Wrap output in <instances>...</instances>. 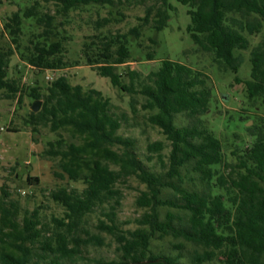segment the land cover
Returning <instances> with one entry per match:
<instances>
[{
  "label": "trees",
  "instance_id": "obj_1",
  "mask_svg": "<svg viewBox=\"0 0 264 264\" xmlns=\"http://www.w3.org/2000/svg\"><path fill=\"white\" fill-rule=\"evenodd\" d=\"M44 1L54 5L53 12L34 0L3 24L11 45L0 46V97L24 92L20 81L8 76L14 52L36 70L63 69L68 66L65 45L70 37L64 26L69 12L83 5L115 4ZM177 1L188 6L191 39L211 54L221 71L236 73L243 58L240 51L249 47L245 34L259 35L249 51V78L236 80L244 83L249 100L264 98V0ZM170 9L168 0H160L126 32L93 34L82 44L84 62L129 96V112L114 111L101 91L73 85L64 75L48 80L44 93L38 86L28 87L34 100L41 99L40 109L30 112L32 129L44 126L56 135L45 152L59 160L54 176L81 180L84 187L50 191L64 210L50 226L40 225L37 210L20 216L12 202L0 200V264H30L34 258H50L52 264L76 260L89 242L101 244L83 225L96 210L103 217L96 227L114 238L120 258L97 264H180L184 255L190 264H264V121L243 124L248 140L229 152V160L206 119L215 103L206 73L170 59L144 75L127 70V82L117 71L130 59L129 38L138 39L148 25L156 31L167 26ZM109 21L104 17L95 25ZM24 24L40 29L30 31L25 43ZM152 59L148 54L147 60ZM139 116L164 137L147 142L143 155L135 137L119 133L130 119L136 125ZM131 177L143 185L135 200L141 213L133 220L134 228L124 229L117 221L123 195L118 184ZM26 178L38 181L37 176Z\"/></svg>",
  "mask_w": 264,
  "mask_h": 264
},
{
  "label": "rangeland",
  "instance_id": "obj_2",
  "mask_svg": "<svg viewBox=\"0 0 264 264\" xmlns=\"http://www.w3.org/2000/svg\"><path fill=\"white\" fill-rule=\"evenodd\" d=\"M33 1L0 0V46L11 45L3 28L7 17ZM38 1L42 9L53 12L52 3ZM168 3L172 9L169 10L167 26L156 31L148 25L143 28L138 39L130 37L128 44L130 59L119 65L117 71L123 75L122 81L127 82V70H137L144 75L156 69L162 60L170 59L206 73L211 78L215 91V103L211 105V112L206 118L208 126L221 139L228 159L232 160L229 152L244 145L248 140L243 124L260 125L264 121V98L255 97L249 100L244 83L236 80L249 78V51L258 42L259 35L245 34L249 40V47L240 51L243 58L236 73L221 71L212 61L211 54L201 51L191 39L187 31L190 23L188 6L177 0H168ZM159 4L160 0H115L113 5L89 4L71 10L69 21L64 26L70 40L65 45L68 66L63 69L36 70L24 63L16 52L10 57L8 76L20 81L24 92L14 98L0 97V200L6 204L12 202L20 216H28L35 209L40 225L50 226L55 222V218L63 215L64 211L61 205L51 199L50 191L60 186L78 190L84 187L81 180L58 179L54 176L53 171L58 169L59 160L45 155V152L49 150L48 142L54 140L56 135L48 127L37 126L36 130L32 129L29 118L34 99L27 93L28 87L38 86L44 93L48 80L64 75L73 85L80 84L84 88L92 87L101 91L110 99L114 111L129 112V96L112 86L107 77L99 75L94 68L84 62L81 47L93 34L111 36L126 32L139 22L138 17L145 14L148 6L156 7ZM104 17L110 18V21L97 28L95 22ZM39 30L24 24L22 42H26L30 31ZM148 54H152V60H147ZM132 122L130 119L129 123H124L119 133L137 139L140 155L145 154L147 142L164 140L158 129L144 123L142 116L137 118L136 125H131ZM167 152L168 147L164 149V153ZM144 162L151 164L146 160ZM156 166L158 167L157 163ZM27 175L37 176L38 181L27 180ZM118 187L123 195L117 208V221L124 229L134 228L133 220L141 213L135 200L143 185L131 177L119 183ZM99 218L103 217L100 211L96 210L87 216V221L83 225L89 234H97L101 238V244L89 242L81 248V257L72 261L59 259V264H97L102 260H120L114 238L96 227ZM80 234L82 238H87L84 232ZM30 264L52 263L50 258H34ZM180 264H190L185 255L180 259Z\"/></svg>",
  "mask_w": 264,
  "mask_h": 264
},
{
  "label": "water",
  "instance_id": "obj_3",
  "mask_svg": "<svg viewBox=\"0 0 264 264\" xmlns=\"http://www.w3.org/2000/svg\"><path fill=\"white\" fill-rule=\"evenodd\" d=\"M40 106H41V100L40 99L34 100L30 107L31 111L37 112L40 109Z\"/></svg>",
  "mask_w": 264,
  "mask_h": 264
}]
</instances>
